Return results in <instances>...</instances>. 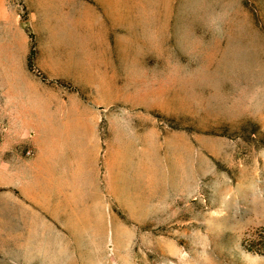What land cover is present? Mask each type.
Listing matches in <instances>:
<instances>
[{"label":"rangeland","instance_id":"1","mask_svg":"<svg viewBox=\"0 0 264 264\" xmlns=\"http://www.w3.org/2000/svg\"><path fill=\"white\" fill-rule=\"evenodd\" d=\"M0 127L79 206L19 264H264V0H0Z\"/></svg>","mask_w":264,"mask_h":264},{"label":"crops","instance_id":"2","mask_svg":"<svg viewBox=\"0 0 264 264\" xmlns=\"http://www.w3.org/2000/svg\"><path fill=\"white\" fill-rule=\"evenodd\" d=\"M2 89H5L4 85ZM4 148L6 147L0 151V239L3 245L0 252H2V256L7 253L5 259L12 264H19L21 244L35 245L39 243L46 245L52 243L53 240L50 238L57 232L55 230H58L57 224L47 223L46 219L49 217L55 221L60 216L53 214L48 209L38 210L36 207H73L70 208L71 217L76 218V208L74 207L79 206L74 202L75 197L69 198V202L65 204L62 195L53 193V190H59L57 175L50 179L48 177L38 179L36 169L31 163H24L23 167L16 164V154L6 153ZM53 152L55 154V150ZM9 159H12V165L10 163L6 165L5 162ZM71 181L74 183L73 186L79 185V175L73 174ZM80 184L83 196V176ZM76 192L78 193V191ZM76 194L73 193L72 195ZM17 207H30V214L26 217L18 215ZM40 211L46 214H38ZM73 234L76 232L73 231ZM25 250H27L30 260L47 258V255L44 256L45 251L44 255L37 256L35 246L25 247Z\"/></svg>","mask_w":264,"mask_h":264}]
</instances>
